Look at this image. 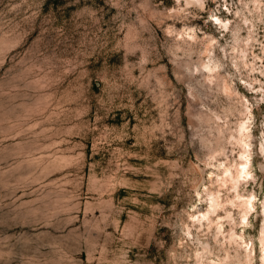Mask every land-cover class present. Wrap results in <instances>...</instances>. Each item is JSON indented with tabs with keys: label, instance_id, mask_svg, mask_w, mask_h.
Here are the masks:
<instances>
[{
	"label": "rangeland",
	"instance_id": "obj_1",
	"mask_svg": "<svg viewBox=\"0 0 264 264\" xmlns=\"http://www.w3.org/2000/svg\"><path fill=\"white\" fill-rule=\"evenodd\" d=\"M247 106L261 264L264 0H0V264H245L191 215Z\"/></svg>",
	"mask_w": 264,
	"mask_h": 264
},
{
	"label": "bare ground",
	"instance_id": "obj_2",
	"mask_svg": "<svg viewBox=\"0 0 264 264\" xmlns=\"http://www.w3.org/2000/svg\"><path fill=\"white\" fill-rule=\"evenodd\" d=\"M187 3L201 2L202 0H185ZM214 23L218 25L223 32H230L231 21L222 19L218 16L214 17ZM195 40V35L190 37ZM212 58V57H211ZM216 66L209 60V63L204 65V71L210 75L214 74ZM212 80V79H208ZM247 120L240 122L239 124V143L242 147V152L239 162L234 165H227L222 163L223 167H220L221 174L217 175L219 182V188L216 190H208L207 207L203 211H197L191 215V220L197 227H207L208 230L216 231L214 238L217 243H222L226 251V260L231 261L232 254L228 247H234L235 244L241 251L237 249L238 254L245 253V264H255L257 259L258 249L252 239H247V229L251 224V217L258 213L257 208V196L253 193L246 195L242 193V185L248 183L251 180H255L253 174V154L251 143L252 132V117L253 113L249 106H247ZM211 177V176H210ZM212 178V177H211ZM233 190V197L225 198L223 188ZM241 213V217H236V211ZM224 212V214L222 213ZM260 216H264L263 210L260 212ZM186 225V224H185ZM230 226V228H228ZM187 228V227H185ZM199 228V229H200ZM188 234L191 235L190 227ZM187 231V230H186ZM187 234V235H188ZM262 240L260 241V261L264 264V233L261 234ZM201 260L205 258L210 260L211 264H224L223 258L214 254L211 250L207 251V254H198Z\"/></svg>",
	"mask_w": 264,
	"mask_h": 264
}]
</instances>
